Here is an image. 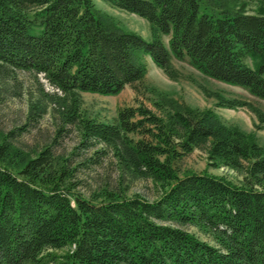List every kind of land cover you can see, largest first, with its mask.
I'll return each instance as SVG.
<instances>
[{
  "label": "trees",
  "instance_id": "16d2710c",
  "mask_svg": "<svg viewBox=\"0 0 264 264\" xmlns=\"http://www.w3.org/2000/svg\"><path fill=\"white\" fill-rule=\"evenodd\" d=\"M103 1L144 19L150 41L122 30L95 0H0V73L43 75L63 94L54 96L64 122L78 126L81 148L94 150L88 160L111 155L122 174L151 180L159 197L120 186L86 197L73 185L78 152L27 153L0 134V264H49L57 251H65L61 264H264V146L212 109L163 99L157 111L120 108L107 124L84 118L80 98L128 86L140 94L150 58L171 79L173 60L188 62L264 101V0L257 16L208 9L204 0ZM214 96L216 107L248 109L264 124L249 101ZM196 150L242 181L182 171Z\"/></svg>",
  "mask_w": 264,
  "mask_h": 264
},
{
  "label": "rangeland",
  "instance_id": "374dc122",
  "mask_svg": "<svg viewBox=\"0 0 264 264\" xmlns=\"http://www.w3.org/2000/svg\"><path fill=\"white\" fill-rule=\"evenodd\" d=\"M203 3L204 7L213 8L215 11H220V6L224 5L230 10L255 16L259 15L263 8L259 0H212L211 4L204 0ZM95 6L97 10L113 17L122 30L136 33L150 41V26L144 19L103 0H95ZM166 43L168 44L167 39ZM146 62L148 74L140 94L131 86L115 96L81 93L82 116L113 124L120 108L143 104L157 111L154 102L164 99L167 102L186 104L194 109H212L227 125L239 128L264 146V124L259 123L257 116L245 108L232 110L216 107L214 93H220L227 99L249 101L263 112L264 101L253 97L242 88L204 76L188 62L173 60L178 72L177 79L168 77L150 58H147ZM57 94L63 97L43 75L20 71L0 73V134L10 135L9 139L27 153L39 152L46 146H52L57 154L68 157L78 152V156L73 159V167L77 169L73 185L76 192L86 197H90L99 189L120 186L129 196L137 194L149 201H155L159 197L158 187L149 179L122 174L111 155L98 164L88 160L93 156L94 150L81 148L79 128L64 122V108L61 105L63 101L56 99L54 95ZM33 112L36 114L33 115ZM97 149H104V146ZM178 167L182 171L189 170L197 174L207 172L234 183L242 181V177L229 168L211 166L208 155L201 150L194 151ZM185 229L199 239L210 242L197 228ZM54 253L56 259L49 264H61L65 251Z\"/></svg>",
  "mask_w": 264,
  "mask_h": 264
}]
</instances>
